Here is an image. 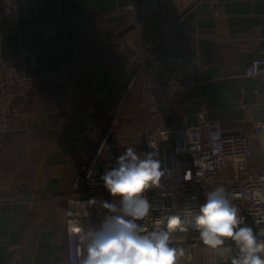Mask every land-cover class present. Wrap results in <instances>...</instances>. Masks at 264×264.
<instances>
[{
  "label": "crops",
  "instance_id": "1",
  "mask_svg": "<svg viewBox=\"0 0 264 264\" xmlns=\"http://www.w3.org/2000/svg\"><path fill=\"white\" fill-rule=\"evenodd\" d=\"M128 4L147 5L152 16L119 36L137 22L134 15H115ZM167 21L178 26L161 38ZM120 24L124 27L117 31ZM6 27L0 5V31ZM112 35L119 49L112 58L103 55L101 76L81 101V79L96 60L90 56ZM143 49L150 57L194 50L202 55L206 82L177 95L169 124L192 123L204 113L221 121L226 132L247 135L252 159L261 158L263 137L253 128L255 120L264 119V79L244 71L264 57V0H33L18 31L0 40V57L26 54L36 76L30 97L16 102L10 128L0 133V264H68L65 196L79 167L100 145L113 117V132L119 129L122 138L118 145H104L105 158L130 146L139 154L126 139L149 126L137 101L122 111L135 81L142 79L137 59ZM70 65L77 78L61 75ZM47 74L55 80L49 83ZM48 83L54 87L45 92ZM110 106L114 110L103 126L99 112ZM31 148H44L33 173ZM23 182L29 189H21ZM27 223L33 226L22 238Z\"/></svg>",
  "mask_w": 264,
  "mask_h": 264
},
{
  "label": "built area",
  "instance_id": "2",
  "mask_svg": "<svg viewBox=\"0 0 264 264\" xmlns=\"http://www.w3.org/2000/svg\"><path fill=\"white\" fill-rule=\"evenodd\" d=\"M0 5L8 18V27L0 31L1 40L4 35L18 31L20 19L33 11V0H0ZM124 10L139 12L142 16L149 13L148 8L136 11L132 4L125 5ZM121 12V9L116 11ZM187 56L150 57L144 52L140 57L143 75L137 88V102L141 103L139 110L148 112L154 127L143 124L126 142L138 147L141 157L155 152L167 173L161 181L162 187L145 193L152 207L150 215L138 223L146 232L167 230L169 218L180 217L189 232L173 236L170 246L183 250V255L177 257V264H231L234 258H238L239 249L231 240L219 250L202 243L194 229V214L206 202V194L223 185L228 199L239 209V215L258 238L264 240V119L255 120L253 128L254 133L263 137L262 155L258 161L252 159L247 135L226 132L221 121L209 119L204 113L192 123L166 124L169 111L175 107L176 96L206 82L199 51L194 50ZM244 74L264 79V57L251 61ZM34 80L26 54L0 57V133L9 129L16 111L14 102L28 97ZM115 119L112 118L90 159L79 167L71 190L65 196L68 264H82L86 259L89 241H81L80 235L103 224L109 214L103 207L104 201L117 203L119 207L118 201L110 196L99 179L105 170L116 167L118 158H101L102 148L116 124ZM21 189H29L28 183L23 182ZM93 199L95 203H90ZM189 209L193 212L191 216L187 215ZM179 236H186V239L180 240Z\"/></svg>",
  "mask_w": 264,
  "mask_h": 264
},
{
  "label": "clouds",
  "instance_id": "3",
  "mask_svg": "<svg viewBox=\"0 0 264 264\" xmlns=\"http://www.w3.org/2000/svg\"><path fill=\"white\" fill-rule=\"evenodd\" d=\"M166 173L155 152L141 157L131 146L118 157L116 167L104 171L99 179L119 207L117 203L104 201L103 207L109 214L103 224L80 235L81 241H89L82 264H177L183 250L170 246L173 236L189 232L181 218L170 217L167 230L152 232H146L138 223L150 215L152 207L145 193L162 187ZM187 215L193 212L189 209ZM194 221L197 239L206 246L219 250L227 240L236 245L239 256L231 264H264V240L259 239L239 215V209L228 199L223 185L206 194V202L199 206ZM178 238L185 240L186 236Z\"/></svg>",
  "mask_w": 264,
  "mask_h": 264
},
{
  "label": "trees",
  "instance_id": "4",
  "mask_svg": "<svg viewBox=\"0 0 264 264\" xmlns=\"http://www.w3.org/2000/svg\"><path fill=\"white\" fill-rule=\"evenodd\" d=\"M81 24H84V25H91L92 22L91 21H83L81 22ZM124 27L123 24H120L118 27H117V31L122 29ZM116 39H117V36L116 35H112L109 39H108V43L102 47V48H99L95 51V53L91 54L90 56V60H92V58L94 56H96V60L95 62L93 63V66L90 68V70L86 73V75L84 76V78L81 79V84L79 86V91H81V101L83 100L85 94L88 92V90L90 89V87L100 78L101 76V73H102V70L104 69V66H105V62L103 61V55L106 54L109 58H112L114 57V55L117 53L118 49H119V46L115 44L116 42ZM200 53V52H199ZM201 55V54H200ZM202 56V55H201ZM72 67L73 65H70L67 70L63 73H61V75H68V76H71V75H74L75 78H77V75L74 74V72H72ZM142 75H143V69H142ZM46 78L50 79L49 83L53 82L55 79H54V76L51 75V74H47L45 76ZM47 84L45 89L43 91L45 92H49V89H53V87L50 85V84ZM138 82L135 81L132 89H131V92L129 94V96L126 98L124 104H123V107H122V111H126L127 110V107L128 105H130L131 103L135 102V101H138L137 100V87H138ZM32 93V92H31ZM30 97V94L28 95L27 99ZM26 99V100H27ZM76 104V102H72L68 105V109H71L72 107H74ZM114 110V107L113 106H110L108 108H105L103 110H101L99 112V118L97 121H101L103 123V126L106 125L107 121H108V118L109 116L111 115V113L113 112ZM172 111V110H171ZM169 111V113L171 112ZM169 113H168V116L165 120V123L166 124H169L168 123V118H169ZM144 119L145 121L149 124L150 127H154V123L151 122L148 118V114L147 112L145 111L144 112ZM135 149V148H134ZM125 149H119L118 152L115 154L114 158H118L120 155H122L124 153ZM44 152V148L40 149V150H35L33 148H31V152H30V155H29V169L31 171V173H33L37 167V164H38V161L41 157V155L43 154ZM122 152V154H121ZM137 152V150H136ZM139 152V150H138ZM101 158L102 159H109V158H105L103 156V153L101 155ZM23 180H26V179H22L21 181ZM27 181V180H26ZM32 223H27L23 226L22 228V238H24V235L26 233V231L28 230V228L32 227ZM39 226L37 225H34V233L36 234L37 231L39 230L38 229ZM34 239V236L32 237Z\"/></svg>",
  "mask_w": 264,
  "mask_h": 264
},
{
  "label": "rangeland",
  "instance_id": "5",
  "mask_svg": "<svg viewBox=\"0 0 264 264\" xmlns=\"http://www.w3.org/2000/svg\"><path fill=\"white\" fill-rule=\"evenodd\" d=\"M128 5H131V4H128ZM124 6L125 5H123V6H121V7H119V9H121L122 10V12L121 13H116L115 12V15H134V17L137 19V22L135 23V24H132L133 25V29L135 28V26L136 25H139V24H141L145 19H147L148 17H150V16H152V13H150V11H149V13L147 14V16L145 15V16H142L139 12H134V13H130V12H127L126 10H124ZM133 7H134V9L136 10V11H140V10H142V9H144V8H148L147 7V5H136V4H133L132 5ZM119 9H117V10H119ZM149 9V8H148ZM116 10V11H117ZM166 25H165V28H164V31L162 32V34H161V38H163L164 36H166L168 33H170V31H171V29L173 28V27H177L178 26V23L175 21V22H172V21H167L166 23H165ZM133 29H131V30H133ZM147 51V49H143V50H141V52L139 53V57H138V59H137V61L139 62L140 61V57L142 58V55H143V53L144 52H146ZM177 55H185V56H187V52L186 53H181V54H177ZM187 57H190V56H187ZM33 72V71H32ZM33 74H34V77H35V79H36V76H35V73L33 72ZM34 84H35V80H34ZM33 89H34V86H33ZM33 91V90H32ZM31 91V92H32ZM31 94V93H30ZM177 97V96H176ZM27 99V98H26ZM25 99V100H26ZM18 100H24V99H17L15 102H14V108H15V110H16V102L18 101ZM140 102H137V105H138V108L140 107ZM143 111H145V109H143ZM147 112V111H146ZM147 114H148V112H147ZM148 118H149V115H148ZM116 120V119H115ZM116 122H117V120H116ZM10 128V127H9ZM107 128V127H106ZM103 137H104V135H103ZM122 138V135H121V133L119 132V129H116L114 132H112L109 136H108V138H107V140H106V142H105V144L107 145V147H111L112 146V144H115L116 143V145H118V140H120ZM104 144V145H105Z\"/></svg>",
  "mask_w": 264,
  "mask_h": 264
},
{
  "label": "water",
  "instance_id": "6",
  "mask_svg": "<svg viewBox=\"0 0 264 264\" xmlns=\"http://www.w3.org/2000/svg\"><path fill=\"white\" fill-rule=\"evenodd\" d=\"M131 29H133V25L127 26L126 28H124L123 30H121L118 34H119V36H121V35L129 32Z\"/></svg>",
  "mask_w": 264,
  "mask_h": 264
}]
</instances>
